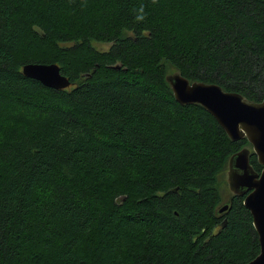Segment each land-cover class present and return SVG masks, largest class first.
Segmentation results:
<instances>
[{
	"label": "trees",
	"instance_id": "16d2710c",
	"mask_svg": "<svg viewBox=\"0 0 264 264\" xmlns=\"http://www.w3.org/2000/svg\"><path fill=\"white\" fill-rule=\"evenodd\" d=\"M28 64L72 85L48 88ZM171 69L262 102L264 0H0V264L260 254L244 199L220 216L219 176L249 143L177 103Z\"/></svg>",
	"mask_w": 264,
	"mask_h": 264
},
{
	"label": "water",
	"instance_id": "95a60500",
	"mask_svg": "<svg viewBox=\"0 0 264 264\" xmlns=\"http://www.w3.org/2000/svg\"><path fill=\"white\" fill-rule=\"evenodd\" d=\"M168 73L165 81L177 103L202 107L217 121L230 141H248V146L229 158L227 183L232 197H245L244 205L252 215L259 237L260 254L248 264H264V100L252 102L218 85L192 82L177 70ZM23 74L57 91L72 85L57 65L28 64L23 67ZM252 155L263 167L260 173L251 164ZM228 208L225 206L220 212Z\"/></svg>",
	"mask_w": 264,
	"mask_h": 264
},
{
	"label": "rangeland",
	"instance_id": "374dc122",
	"mask_svg": "<svg viewBox=\"0 0 264 264\" xmlns=\"http://www.w3.org/2000/svg\"><path fill=\"white\" fill-rule=\"evenodd\" d=\"M93 47L96 48L99 51H108V49L111 47V44H104V43H93ZM174 69H171L168 74L174 73ZM227 165L225 166L223 172L219 176V190L220 194L222 197V208L223 209L225 206L230 201V198L232 197V193L229 190V186L227 183ZM226 224L224 225V227ZM219 226L215 229V233H218Z\"/></svg>",
	"mask_w": 264,
	"mask_h": 264
},
{
	"label": "flooded vegetation",
	"instance_id": "af4514ba",
	"mask_svg": "<svg viewBox=\"0 0 264 264\" xmlns=\"http://www.w3.org/2000/svg\"><path fill=\"white\" fill-rule=\"evenodd\" d=\"M255 157H256L255 155H252V156H251V160H252L253 158H255ZM256 158H257V157H256ZM232 196H233V195H232ZM235 198H237V199H238V198H241V199H244V200H245V197H235ZM235 198H234V197H231V198H230V201H229V203L227 204V206L229 207V208H228L229 210L232 208L231 205H232L233 199H235ZM221 208H222V206H221ZM228 209H227V210H228ZM221 210H222V209H221ZM221 210H220V211H221ZM227 210L224 211V212H222V213L220 212V216H222V215L224 216V214H226V213L229 211V210H228V211H227Z\"/></svg>",
	"mask_w": 264,
	"mask_h": 264
},
{
	"label": "clouds",
	"instance_id": "9594fccd",
	"mask_svg": "<svg viewBox=\"0 0 264 264\" xmlns=\"http://www.w3.org/2000/svg\"><path fill=\"white\" fill-rule=\"evenodd\" d=\"M152 2H153V3H156V0H152ZM139 12H140V14L137 15V16L135 17V19H136L137 21H143V20L145 19L144 8H143V6L140 7Z\"/></svg>",
	"mask_w": 264,
	"mask_h": 264
}]
</instances>
